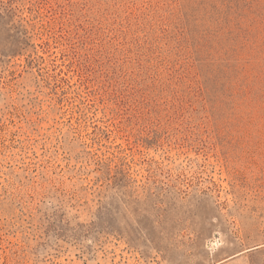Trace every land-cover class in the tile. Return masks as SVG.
Segmentation results:
<instances>
[{
  "label": "rangeland",
  "instance_id": "obj_1",
  "mask_svg": "<svg viewBox=\"0 0 264 264\" xmlns=\"http://www.w3.org/2000/svg\"><path fill=\"white\" fill-rule=\"evenodd\" d=\"M0 264H264V0H0Z\"/></svg>",
  "mask_w": 264,
  "mask_h": 264
}]
</instances>
